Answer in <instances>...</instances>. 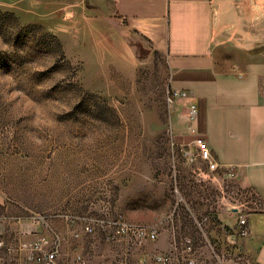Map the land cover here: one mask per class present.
I'll return each mask as SVG.
<instances>
[{"label": "rangeland", "instance_id": "1", "mask_svg": "<svg viewBox=\"0 0 264 264\" xmlns=\"http://www.w3.org/2000/svg\"><path fill=\"white\" fill-rule=\"evenodd\" d=\"M167 79L161 50L121 22L91 17L85 0H0L2 235L11 239L19 224L45 234L90 223L83 254L94 248L96 264H163L157 254L164 264H223L225 221L234 222L226 206L252 210L257 198L188 160L176 130L191 131ZM118 215L154 228L156 239L111 238Z\"/></svg>", "mask_w": 264, "mask_h": 264}, {"label": "crops", "instance_id": "2", "mask_svg": "<svg viewBox=\"0 0 264 264\" xmlns=\"http://www.w3.org/2000/svg\"><path fill=\"white\" fill-rule=\"evenodd\" d=\"M85 2L91 17L121 22L143 45L164 53L167 86L181 121L185 123L191 105L195 109L194 133L177 128V143L193 153L195 136L202 137L217 175L234 177L237 187L257 198L255 209L243 210L248 236L237 237L235 244L225 243L221 252L240 250L249 255L251 264H264V0ZM228 217L234 222L228 218L225 223L234 226V215ZM24 225L19 224L11 239L1 236L9 245L18 246L44 234L35 223L29 230ZM52 230L45 234L59 237V264H74L77 255L85 264H96L102 257L94 248L90 257L83 254L84 233L74 238L71 226ZM91 239L94 247V234ZM171 240L162 239L160 246H169ZM211 240L215 239L211 236ZM124 242L119 241L120 246L126 247ZM226 259L223 256V264H233ZM187 260L174 257L172 264H187Z\"/></svg>", "mask_w": 264, "mask_h": 264}, {"label": "built area", "instance_id": "3", "mask_svg": "<svg viewBox=\"0 0 264 264\" xmlns=\"http://www.w3.org/2000/svg\"><path fill=\"white\" fill-rule=\"evenodd\" d=\"M195 114L194 105H191L186 113V119L191 133H194L192 127V120ZM194 145L196 150L193 153L186 152L189 161H201L204 163L208 170H215L216 163L211 156L204 140L200 136H195ZM236 202V201H234ZM226 212H232L236 223L230 227V232L225 235L224 241L226 244H235L237 237L248 236L247 226V213L237 208L236 206L227 205ZM229 215V216H230ZM205 219L203 218V221ZM111 226V238H121L130 236L138 242H145L154 240L157 237V231L154 228L137 225L126 221L121 215H118L114 221H108ZM201 221H197L199 228ZM82 233H93V226L89 224L82 225L79 230H71V235L74 238L79 237ZM182 243L187 250L192 246V239L183 237ZM223 256L232 260L233 264H251L248 254L242 253L240 250L234 252L223 251ZM59 237L56 233L39 235L36 239L30 242H21L18 246L9 245L1 236L0 232V264H59ZM155 261L158 263H166L169 258L165 255L157 254L154 256ZM74 264H85V260L77 255L74 258ZM187 264H193L192 260H188Z\"/></svg>", "mask_w": 264, "mask_h": 264}]
</instances>
